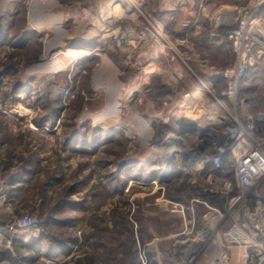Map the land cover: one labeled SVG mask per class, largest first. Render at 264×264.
Here are the masks:
<instances>
[{"label":"rangeland","instance_id":"obj_1","mask_svg":"<svg viewBox=\"0 0 264 264\" xmlns=\"http://www.w3.org/2000/svg\"><path fill=\"white\" fill-rule=\"evenodd\" d=\"M248 1L192 0L163 25L157 0H0L1 165H18L1 167L0 178L13 180L17 170L42 159L41 151L48 160L33 184V209L0 212V264H126L133 249L140 258L144 248L148 262L184 264L188 250L200 254L203 242H212L209 210L198 203L191 213L192 200L209 201L218 185L208 176L233 180L234 164L228 157L220 171L207 164L199 174L182 165L181 150L197 149L214 127L215 108L200 96L185 109L179 93L203 74L194 58L208 71L236 62L228 37L232 51L223 53L205 51L198 38L226 35ZM251 33L257 69L247 72L241 93L259 107L264 39L253 27ZM162 112L169 121L192 124L182 141L173 140L177 121L165 127ZM23 215L35 216L37 229L1 228ZM42 221L57 242L46 238L38 255L24 245L41 235ZM61 244L69 250H59Z\"/></svg>","mask_w":264,"mask_h":264},{"label":"built area","instance_id":"obj_2","mask_svg":"<svg viewBox=\"0 0 264 264\" xmlns=\"http://www.w3.org/2000/svg\"><path fill=\"white\" fill-rule=\"evenodd\" d=\"M256 21H260L264 28V0H249L241 6L235 25L226 31L236 62L226 68H213L201 76L194 74L196 84L192 89L179 93L181 106H185V109H191L200 96L209 98L215 108L211 113L214 127L199 141L197 149L181 150L182 165L190 168L192 173L199 174L207 164L214 171H220L228 157L234 164L233 180L225 176H208L210 183L218 185L215 193L224 198L222 206L213 205L207 200H192L191 213L194 214L197 203L209 210L214 237L206 246L203 242L200 254L188 250L190 256L184 264H196L202 257L211 255L213 264H234L232 261L235 258L238 260L236 264H264V104L262 108L252 109L249 99L241 93L247 71L256 64L251 33ZM183 75L181 72L179 76ZM221 83L222 88L217 90ZM159 118L165 127L177 121H169L167 112H162ZM175 124H178L176 129L179 130L173 140L179 142L183 140L186 129L181 127L179 121ZM159 149L167 150L164 147ZM169 150L163 159L164 165L175 152L174 147ZM178 206L182 207L178 211L183 212V206ZM227 220V228H219ZM36 225L35 216L23 215L13 218L1 228L14 233ZM194 226L193 220L186 228L193 230ZM140 258L144 264L148 263L145 248Z\"/></svg>","mask_w":264,"mask_h":264},{"label":"crops","instance_id":"obj_3","mask_svg":"<svg viewBox=\"0 0 264 264\" xmlns=\"http://www.w3.org/2000/svg\"><path fill=\"white\" fill-rule=\"evenodd\" d=\"M189 4H193L192 0H157L156 6L159 7V10L156 12L159 13L158 20L160 21V23L165 25V19L168 18L169 15H176L179 8L181 10H187ZM253 28L257 36L260 39H264V35H262V33L260 32V30H262L261 22L256 21L253 25ZM180 39L182 43H187V47L189 46L187 36H183ZM198 40L199 46L205 51H215L216 53L232 51L231 47L228 44L229 41L227 39V35L225 34L214 33L207 35L206 37H202L201 39L198 38ZM194 45L195 44H190L189 50L196 51L193 47ZM194 59L195 60L193 61L198 64L196 68L198 71L203 74L209 72L206 69H202L203 66V68H208L209 66L202 64L200 65L198 63V58ZM199 66L201 67V69ZM177 68L180 67L177 66ZM1 153L2 147L0 146V169L2 167V170L8 171L9 168L14 170L18 168V165H16L17 162L14 160L3 162L6 164V166L3 167L1 165ZM40 154L42 158L41 160L32 162L30 164L28 163L27 166L21 168L20 170H17L15 176L13 177V180L6 181L0 178V212L2 215L16 216L29 213L33 209L34 202L36 201L34 190H32V188H34L33 184L38 177H43L42 170L46 166V164H48V160L44 159V152L41 151ZM237 262L238 260L236 258L232 261V263L234 264H236ZM196 264H212V259L210 257L204 256Z\"/></svg>","mask_w":264,"mask_h":264},{"label":"trees","instance_id":"obj_4","mask_svg":"<svg viewBox=\"0 0 264 264\" xmlns=\"http://www.w3.org/2000/svg\"><path fill=\"white\" fill-rule=\"evenodd\" d=\"M256 64L253 67H251L247 72L252 71V70H256L257 69V65ZM248 90L249 89H247V91ZM250 91H252V89H250ZM248 99L250 101V105H251L252 109H259V108L263 107L264 102L261 104V106L258 107V106H256L254 104V101L252 99H250L249 97H248ZM218 196H219L218 194L212 193L211 196H210L211 198L209 197L210 198L209 201L213 205L222 206L223 202H224V198L219 200ZM2 224H4V222ZM47 224H48L47 222L42 221L40 223V233H41V235L37 239H35V240L31 241L30 243H27L26 245H24V247L28 248L29 252H32V253L36 252L39 255L43 251V247H44L43 242L46 240V238H48L50 241H56L57 242V239L55 237L47 235V229H46ZM37 227H38V223H37L36 227L28 229V231L35 230V229H37ZM141 230L144 231L145 229H141ZM25 231H27V230H25ZM128 232L130 233L129 234V241L131 242V245L134 247V245L136 244V240L134 239V236H133L134 235V230L133 229H129ZM59 246H60L59 250H62V251L63 250L64 251H68L69 250L68 247L65 246V244H61ZM86 261H87V259H86ZM87 263L88 264H93V261L88 259ZM126 264H143L142 261L140 260L139 256H138V254H137V250L136 249H133V252H131L130 257L128 258V261H126ZM147 264H157V263L154 262V261H150Z\"/></svg>","mask_w":264,"mask_h":264},{"label":"water","instance_id":"obj_5","mask_svg":"<svg viewBox=\"0 0 264 264\" xmlns=\"http://www.w3.org/2000/svg\"><path fill=\"white\" fill-rule=\"evenodd\" d=\"M39 25H43V22H39ZM181 127L187 129V128L192 127V124L182 123Z\"/></svg>","mask_w":264,"mask_h":264},{"label":"bare ground","instance_id":"obj_6","mask_svg":"<svg viewBox=\"0 0 264 264\" xmlns=\"http://www.w3.org/2000/svg\"><path fill=\"white\" fill-rule=\"evenodd\" d=\"M38 30V29H37Z\"/></svg>","mask_w":264,"mask_h":264}]
</instances>
